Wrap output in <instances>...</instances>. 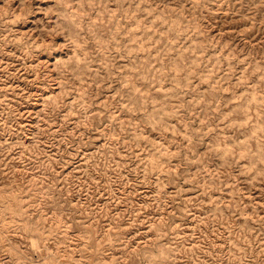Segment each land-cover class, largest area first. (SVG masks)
<instances>
[{"label": "rangeland", "instance_id": "1", "mask_svg": "<svg viewBox=\"0 0 264 264\" xmlns=\"http://www.w3.org/2000/svg\"><path fill=\"white\" fill-rule=\"evenodd\" d=\"M0 264H264V0H0Z\"/></svg>", "mask_w": 264, "mask_h": 264}]
</instances>
